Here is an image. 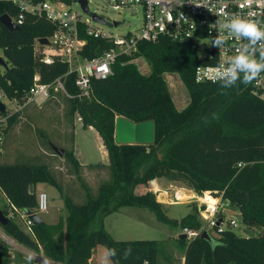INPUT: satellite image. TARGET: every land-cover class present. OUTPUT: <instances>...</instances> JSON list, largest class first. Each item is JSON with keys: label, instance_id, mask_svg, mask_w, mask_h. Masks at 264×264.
Listing matches in <instances>:
<instances>
[{"label": "trees", "instance_id": "obj_1", "mask_svg": "<svg viewBox=\"0 0 264 264\" xmlns=\"http://www.w3.org/2000/svg\"><path fill=\"white\" fill-rule=\"evenodd\" d=\"M56 1L71 5L77 0ZM5 13L15 16L18 9L0 0V16ZM53 32L54 26L45 17L28 15L14 30L0 22V58L7 63L3 71L0 69V87L8 97L21 100L34 85L37 73L42 83H51L68 72V62L46 64L36 50L37 41ZM84 37L87 45L81 56L85 58L100 56L114 46L103 37ZM137 47L130 55L118 56L112 75L93 80L92 98L68 99L71 116L79 114L84 127H93L102 138L111 180L102 183L99 193L93 195L79 176L87 198L84 203H76L64 193L47 165L0 163V210L6 216L9 204L36 212L35 186L41 183L61 192L67 210L56 223L42 221L30 232L18 219L9 218L3 231L58 263L91 264L94 249L104 245L113 264H159L158 240L115 239L105 229L103 218L120 207L137 206L150 209L166 224L202 228L199 206L194 205L179 222L164 213L154 192L137 193L140 185L165 177L183 182L197 193L224 191L223 198L241 212L246 228L262 229L258 236L242 237L224 230L217 238L211 235V241L201 235L190 239L184 264H264V102L239 79L197 82L196 67L205 61L189 43L162 38L157 43L140 41ZM140 56L152 68L149 76L132 62ZM165 72L178 73L189 91L191 101L182 111L173 102L163 78ZM74 80V73L66 77V87L73 94L77 93ZM18 116L17 112L10 118L8 130ZM120 116L135 123L153 121L154 142H117L115 125ZM65 155L77 169L81 168L74 150H65ZM32 264L41 263L32 260Z\"/></svg>", "mask_w": 264, "mask_h": 264}, {"label": "built area", "instance_id": "obj_2", "mask_svg": "<svg viewBox=\"0 0 264 264\" xmlns=\"http://www.w3.org/2000/svg\"><path fill=\"white\" fill-rule=\"evenodd\" d=\"M2 1L18 9L17 15H9L17 25L23 24L28 15L45 17L50 21L54 26V32L47 37L49 44L42 45L37 41L36 50L46 64H53L56 60L66 61L69 64V70L51 83H42L41 76L37 73L34 76V85L24 93L21 100L17 97H8L0 87V102L5 107L4 111H0V157L4 151L9 120L15 113L30 104L41 106L46 101L56 98L59 93L68 99L92 98L93 80L106 79L112 75L113 65L118 56L136 52L140 41L157 43L162 38H170L173 41L189 43L197 52L199 59L205 61L196 67L197 82L232 81L231 77L225 73L232 67L234 56L245 50L254 54L257 60L261 59L259 50L261 41L252 44L250 38L243 35L237 37L231 30L230 24L233 16H238L257 23L264 30V0H251V3H247L246 0H115L113 4L115 9L128 5H139L143 10L141 29L137 32L119 35L107 33L96 26V24L104 23L92 17L85 18L87 13L82 8V11L74 10L73 4L80 5L78 0L71 5L56 0ZM88 4L90 7V0ZM242 4L243 7H241ZM84 34L109 39L114 46L100 56L82 57L81 51L87 45ZM261 40L264 41V37ZM236 71L238 72L236 79L243 82L244 72L240 69ZM71 73L75 74L74 86L77 88L75 94L66 87V77ZM245 86L250 89L252 95L264 102V72ZM4 99L12 103L15 108H7ZM154 180L148 183L150 185L146 187V191L158 194L161 189L156 186ZM180 194L181 192L177 193V197H181ZM217 194L218 191H214L196 196L200 203V215L204 220V225L200 229H182V234H186L188 239L200 236L203 231H209V229L215 230L218 235L224 230L236 232L242 227L246 229L241 212L234 208L229 200L223 198L224 191ZM207 195L215 201L207 200ZM48 210V194L39 192L38 208L35 213L40 215V213H47ZM28 212V210L9 204L7 217L20 219L24 224V229L30 232L34 222L30 219ZM15 241L3 231V228L0 229V248L11 246L17 249L18 244ZM37 257L41 264H66L50 261L43 255Z\"/></svg>", "mask_w": 264, "mask_h": 264}, {"label": "rangeland", "instance_id": "obj_3", "mask_svg": "<svg viewBox=\"0 0 264 264\" xmlns=\"http://www.w3.org/2000/svg\"><path fill=\"white\" fill-rule=\"evenodd\" d=\"M114 3L115 0H90L91 14H86L85 18L92 17L93 13L101 16L107 24H96V26L113 35L139 31L143 23L142 8L139 5H128L115 9L113 7ZM73 9L82 11L78 4H73ZM114 22H119V25L115 26ZM145 62L146 66L142 71L147 73L151 66L146 60ZM142 67L143 65L140 66V68ZM0 69L3 71L4 66L0 65ZM174 76L177 75L170 73L166 75L165 80L171 89L172 95L176 96L177 100L186 102L189 100V93L180 81L182 79L178 76V78H174ZM176 79L180 84L177 83ZM4 101L7 108H15L7 99H4ZM69 109L70 101L61 93L41 106L30 104L21 109L18 112V119L7 132L0 163L47 165L62 186L64 193L76 203H84L87 196L79 176L88 184L91 193L97 195L101 184L111 180V170L108 155L105 153L97 130L91 126H89L91 128L84 127L79 114L72 117ZM54 146L68 151L75 149L76 156L85 166L77 169L68 156L56 154ZM165 181L167 184L173 183L180 188L175 191H167V195L161 191L156 194V200L163 204L162 209L168 217L179 222L184 216L192 212L194 205L200 207V203L196 198L197 195L214 192L209 190L197 193L183 182L172 181L167 178ZM40 185L37 187V192L39 193L42 190L46 192L49 202L48 212L40 213V216L47 221H54L59 214L66 213L65 199L55 186L49 183ZM147 186L149 187V185ZM138 188L136 189L137 193L144 194L141 191L142 187L139 186ZM188 189L195 193V197L186 194L190 193ZM179 192H181V197H177ZM162 193L166 196L163 197ZM160 195L162 196L160 197L161 200H159ZM188 197L194 201L184 203ZM1 198L2 202L5 203L6 198L2 193ZM164 198H166V201ZM200 219L204 225L201 215ZM18 222L24 227L20 219H18ZM103 225L118 240H158L160 242L159 264L175 262L177 253L181 251L185 253L190 241L187 238L185 242H182L180 238L182 234L181 225L172 226L160 221L156 214L148 208L120 207L117 211L103 218ZM0 229L2 230V227ZM261 231L262 229L259 227H256V229H244L242 227L237 229L236 233L239 236L248 237L258 236ZM208 232L211 233L213 238L218 237L215 230L209 229ZM15 242L18 244L17 249L11 246L8 249L3 248L5 252L0 253V264H32V260L40 262L37 256H42V252L32 250L18 241ZM95 253L96 258L93 259V264H113L106 246L99 245ZM29 256L33 257L31 261L28 260ZM178 261L179 259H176V262Z\"/></svg>", "mask_w": 264, "mask_h": 264}, {"label": "water", "instance_id": "obj_4", "mask_svg": "<svg viewBox=\"0 0 264 264\" xmlns=\"http://www.w3.org/2000/svg\"><path fill=\"white\" fill-rule=\"evenodd\" d=\"M78 3L80 4V7L85 11L87 14H91V10L88 4V0H78ZM92 18L96 21H99L101 23L107 24V22L99 15L92 14ZM0 22L8 29L14 30L18 28V25L12 21L9 14L5 13L0 16ZM114 25H119V22H114ZM39 42L42 45L49 44V40L47 37L41 38ZM214 54V52H213ZM0 65L6 66L7 63L5 60L0 58ZM5 107L2 102H0V111H4ZM115 138L116 141L122 144H133V143H141V144H151L155 140V123L153 121L148 122H142V123H135L125 117H118L116 119V125H115ZM54 150L56 154L59 156L65 155V149L60 148L57 146H54ZM161 195L159 196V200ZM30 215V219L34 222V224H39L43 221V218L33 212H28ZM9 218L0 210V224L2 227H6L9 223ZM202 238H205L207 240H213L211 234L205 230L201 234ZM180 238L182 240H185L187 238L186 234H181Z\"/></svg>", "mask_w": 264, "mask_h": 264}, {"label": "clouds", "instance_id": "obj_5", "mask_svg": "<svg viewBox=\"0 0 264 264\" xmlns=\"http://www.w3.org/2000/svg\"><path fill=\"white\" fill-rule=\"evenodd\" d=\"M247 3H251V0H246ZM244 5L242 4L241 7ZM230 28L239 37L243 35L244 37L250 38L252 44H256L257 41H261L259 45V50L261 51V59L257 60L254 54H250L245 50V52L238 53L234 56V63L231 68H229L225 75L231 77L235 80L238 77L237 69L244 72V84H250L255 80L262 72H264V41L261 40L264 37V30H262L257 23L248 21L246 19H241L238 16H233ZM255 51V49L253 50ZM33 257L29 256L28 260L31 261Z\"/></svg>", "mask_w": 264, "mask_h": 264}, {"label": "crops", "instance_id": "obj_6", "mask_svg": "<svg viewBox=\"0 0 264 264\" xmlns=\"http://www.w3.org/2000/svg\"><path fill=\"white\" fill-rule=\"evenodd\" d=\"M145 58L143 57V56H140V57H138V58H136V59H134L132 62H134L137 66H138V68H139V70L141 71V73L142 74H144V75H146V76H149L151 73H152V68L147 72V73H144V71H142L143 69H145V66H146V62H145ZM141 65H143V67L142 68H140V66ZM170 73H175L180 79H181V77H180V75L178 74V73H176V72H165L164 74H163V78H164V80L166 79V75H169ZM177 76H174V78H176ZM177 77V78H178ZM177 80V79H176ZM166 81V80H165ZM183 84H184V82L182 81V80H180ZM166 83H167V81H166ZM177 83L178 84H180L179 83V81L177 80ZM185 85V84H184ZM167 86H168V83H167ZM186 87V86H185ZM168 88H169V91H170V93H171V96H172V99H173V102H174V104H175V106H176V108L179 110V111H182L183 109H185L188 105H189V103H190V101H191V96H190V94H189V100H187L186 102H182V101H180V100H177V98H176V96L174 97L173 95H172V92H171V89H170V87L168 86ZM186 89H187V87H186ZM187 91H188V89H187ZM188 93H189V91H188ZM89 128H91V127H89ZM74 134H75V132H74ZM99 134V133H98ZM100 136V135H99ZM101 138V137H100ZM101 140H102V138H101ZM102 145L104 146V144H103V141H102ZM104 149H105V153H106V155H108V152H107V150H106V148H105V146H104ZM74 154H75V157L78 159V161L80 162V166H81V168L82 167H84L85 166V164H83L82 162H81V160L79 159V157L78 156H76V152H75V149H74ZM108 159H109V157H108ZM165 177H161V178H156L155 180H154V182L156 183V186L158 187V188H160L161 189V191L162 192H167V191H169V190H172V191H175L176 189H178V188H180V187H177V186H175L173 183H170V184H167L166 183V181H165ZM162 181V182H161ZM42 184V183H41ZM38 185H40V184H37L36 186H35V190H36V192H37V187H38ZM147 185H150V184H146V185H140V188H141V191H143L144 193H146L145 191H146V187H148ZM41 186V185H40ZM137 189H139V188H137ZM180 190H182V189H180ZM188 191H190V193H186V192H184V191H182V192H184V193H186V194H188L190 197H193L194 195H195V193L193 192L192 193V190H190V189H188ZM41 192H44L43 190L41 191ZM37 194H39L38 192H37ZM184 197V196H183ZM190 197H188L187 198V200H186V202L184 201V203H188L189 201H194V200H190V199H192V198H190ZM190 198V199H189ZM65 210H66V207H65ZM67 215V210H66V213L65 214H59L58 216H57V219H55L54 221H47L45 218H43V221H46V222H48V223H51V224H53V223H56L58 220H59V218L61 217V216H66ZM1 226V225H0ZM2 227V226H1ZM255 229H256V227H254ZM6 247V246H5ZM4 247H2V248H0V253H2V252H5V249H3ZM9 247H7V249H8ZM97 248H98V246L94 249V251H93V255H92V258H91V264H93V259L94 258H96V250H97ZM42 254H43V252H42ZM43 256L45 257V255L43 254ZM46 258V257H45ZM46 259H48V260H50L49 258H46ZM176 259H179V261L178 262H176ZM175 259V262H172V263H170V264H184L185 263V253L184 252H178L177 253V258ZM50 261H52V260H50Z\"/></svg>", "mask_w": 264, "mask_h": 264}, {"label": "bare ground", "instance_id": "obj_7", "mask_svg": "<svg viewBox=\"0 0 264 264\" xmlns=\"http://www.w3.org/2000/svg\"><path fill=\"white\" fill-rule=\"evenodd\" d=\"M184 195V194H183ZM207 200H209L210 202H214V198H211L210 196L207 195ZM1 225V224H0Z\"/></svg>", "mask_w": 264, "mask_h": 264}]
</instances>
